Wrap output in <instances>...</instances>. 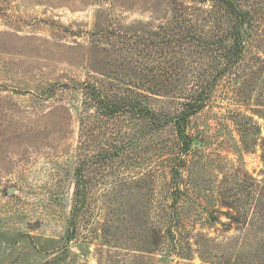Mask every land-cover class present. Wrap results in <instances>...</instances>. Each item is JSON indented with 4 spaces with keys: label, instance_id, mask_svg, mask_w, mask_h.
<instances>
[{
    "label": "rangeland",
    "instance_id": "rangeland-1",
    "mask_svg": "<svg viewBox=\"0 0 264 264\" xmlns=\"http://www.w3.org/2000/svg\"><path fill=\"white\" fill-rule=\"evenodd\" d=\"M232 1L0 0V264H264V0Z\"/></svg>",
    "mask_w": 264,
    "mask_h": 264
},
{
    "label": "trees",
    "instance_id": "trees-1",
    "mask_svg": "<svg viewBox=\"0 0 264 264\" xmlns=\"http://www.w3.org/2000/svg\"><path fill=\"white\" fill-rule=\"evenodd\" d=\"M223 4H224V10L225 9H228L232 15L235 17V18H238L239 19V23L240 24V20L243 19L245 17V13L242 12L241 10H239L233 3L232 0H222ZM239 27L238 26H235L234 27V30H232V32H234V35L236 36H233V40L231 42L230 45H228V48H227V52L225 54H223V58H229L232 54L228 55V53L235 49V50H238L239 51V46H240V40H239ZM203 91V90H202ZM99 97V99H102V98H105L103 100H108V101H105V103L102 105L104 106V108H107L108 109V112L113 114V113H116L122 109H124L127 105V101L125 99H121L120 101H118L119 103H114L111 98L113 96H109V95H105L101 92L97 93L95 92ZM203 92H200L194 99V101H192L190 103V109L189 110H186V112H183L181 114H179V116L176 118L177 120L180 119L181 117H184L186 118L189 114H191L192 112H194L197 108H199L201 106V102H202V99H203ZM202 95V96H201ZM176 125H177V135L181 141V145L182 147H185L187 148L188 145H189V142H188V139L186 138V134L183 133V130L181 129V121L178 120V121H175ZM77 185L79 186V179H80V168H77Z\"/></svg>",
    "mask_w": 264,
    "mask_h": 264
}]
</instances>
